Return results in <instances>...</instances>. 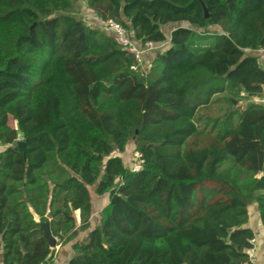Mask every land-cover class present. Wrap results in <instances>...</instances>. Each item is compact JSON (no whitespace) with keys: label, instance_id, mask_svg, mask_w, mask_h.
<instances>
[{"label":"trees","instance_id":"16d2710c","mask_svg":"<svg viewBox=\"0 0 264 264\" xmlns=\"http://www.w3.org/2000/svg\"><path fill=\"white\" fill-rule=\"evenodd\" d=\"M81 1L164 47L143 72L73 0H0V264H54L48 213L68 264H251L264 0ZM215 97L223 114H205ZM90 187L108 194L97 222Z\"/></svg>","mask_w":264,"mask_h":264},{"label":"rangeland","instance_id":"374dc122","mask_svg":"<svg viewBox=\"0 0 264 264\" xmlns=\"http://www.w3.org/2000/svg\"><path fill=\"white\" fill-rule=\"evenodd\" d=\"M73 3L75 5V10H76L75 15L77 17L82 18L84 21H86L88 24H90L92 26H100L101 27V25H98L97 23H95L92 20L95 13L87 7L86 3H84L81 0H73ZM176 26H174V27H176ZM174 27L170 26V27H168L169 28L168 30H173ZM165 28H167V27H165ZM163 47H164V45H155L154 49L146 52V55H145L146 59H145L144 63L142 64V66L140 67L143 72L148 71V68L150 66L149 63L151 62L153 56L155 54H157L159 50L163 49ZM243 105H244V103L241 104V106H243ZM224 110H225V104L221 101H218L215 97V102H213L210 109L204 110V113L208 114V115H212V116H218V115H222ZM11 124L15 126V122L11 121ZM20 141L21 142L23 141L22 137H20ZM116 154H118V153H116ZM120 155L122 156L124 163L127 167H132L133 164H135V162L137 160V156H136V150H135V145H134L133 141L128 144L126 151L123 153H120ZM261 175H262V173L259 174V176H261ZM90 190H91L92 197H94V199H95V197L99 198L96 200L97 203H99L100 199L103 200V202L101 201V204H100V207H103L107 203L108 194H105L103 196H98L94 192V187H90ZM249 209H250V214H251L249 223L256 230V238L254 241L255 250H252L251 253H252V256L254 257V259H255V256L258 257L259 263L263 264L264 258L262 257V255H263L264 249H263L262 243L264 242V225H262L261 222L259 221L256 204L253 203L252 205H250ZM100 211H101V208L99 209L98 214ZM98 214L95 213L96 218H98ZM78 218H79V214L77 213V220H78ZM254 251H255V253H254ZM256 261H257V258H256Z\"/></svg>","mask_w":264,"mask_h":264},{"label":"built area","instance_id":"2783aa9c","mask_svg":"<svg viewBox=\"0 0 264 264\" xmlns=\"http://www.w3.org/2000/svg\"><path fill=\"white\" fill-rule=\"evenodd\" d=\"M100 25L103 29H106L112 32L114 39L116 40L118 44H120V46L122 47V50L132 54L135 57L139 66H142V64L144 63L146 59L145 58L146 52L154 49V46L156 45L155 43L150 42V41L144 44L136 42L132 38L131 32L128 31V29L125 28L122 24L114 20H108L105 22L101 21ZM256 53H257V56L261 64H264V48L258 49ZM261 101L263 102L264 100H261ZM136 156H137V160L131 168L133 171H140L142 169L144 158L142 154L138 153L137 151H136ZM250 254H251V264H255L254 263L255 259L252 256L251 252Z\"/></svg>","mask_w":264,"mask_h":264},{"label":"crops","instance_id":"0c3cea01","mask_svg":"<svg viewBox=\"0 0 264 264\" xmlns=\"http://www.w3.org/2000/svg\"><path fill=\"white\" fill-rule=\"evenodd\" d=\"M92 20L97 23L98 25H100V22L101 20H99L95 15L94 17L92 18ZM254 52H257V51H254ZM4 147L0 145V151L3 149ZM93 199V219L97 222V218H96V215L95 213L98 214V211L100 208V204H101V201L103 202L102 199H100L99 203L96 202L97 197H92ZM79 214V212H78ZM78 222H80V216L78 218ZM85 235V234H84ZM81 236H83V234H81ZM262 246H263V249H264V242L262 243ZM54 249H56V258H55V262L54 264H68L70 258L72 257L73 255V252H72V248H71V244H66V245H57ZM254 250H255V246H254ZM255 253V251H254ZM262 257L264 258V250H263V255ZM256 258H257V261H256ZM258 262V263H257ZM255 264H260L259 263V260H258V257L255 256ZM264 264V262H263Z\"/></svg>","mask_w":264,"mask_h":264},{"label":"water","instance_id":"95a60500","mask_svg":"<svg viewBox=\"0 0 264 264\" xmlns=\"http://www.w3.org/2000/svg\"><path fill=\"white\" fill-rule=\"evenodd\" d=\"M204 6L205 14L207 15V9L206 6ZM18 145L25 149V142L19 141ZM31 212L34 214V217L36 220L39 221V216L35 214L32 208H30ZM51 214L48 213L47 218L45 221H40V227L43 230L44 236L48 239L51 248H55L57 246V239L54 237L52 230H51V224H50Z\"/></svg>","mask_w":264,"mask_h":264}]
</instances>
